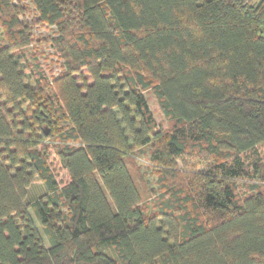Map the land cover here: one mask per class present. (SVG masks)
Returning <instances> with one entry per match:
<instances>
[{
  "label": "trees",
  "instance_id": "trees-1",
  "mask_svg": "<svg viewBox=\"0 0 264 264\" xmlns=\"http://www.w3.org/2000/svg\"><path fill=\"white\" fill-rule=\"evenodd\" d=\"M31 2L64 66L26 70L32 33L0 0V264H264V0ZM144 146L160 181L200 168L147 216L124 159Z\"/></svg>",
  "mask_w": 264,
  "mask_h": 264
},
{
  "label": "rangeland",
  "instance_id": "rangeland-1",
  "mask_svg": "<svg viewBox=\"0 0 264 264\" xmlns=\"http://www.w3.org/2000/svg\"><path fill=\"white\" fill-rule=\"evenodd\" d=\"M255 1L256 0H253V2ZM11 3L15 7L13 8L14 10L12 13L15 11L17 13L19 12L18 18L27 24V26H29L30 33H32V43L20 49H16L15 53L26 55L28 58L26 70L34 68L37 71L40 69L46 77L47 84L50 86V84H52L51 81H53V79L57 78L62 73V65L64 66L63 60L59 56L58 51L54 46V41L52 40V38L57 36V30L54 26H49L41 21H35L37 20V12L31 0H11ZM2 20H4V17L0 18V44H5L8 39L5 34V26L1 23ZM50 89L52 90V88ZM144 96L156 125L161 129L170 127L171 122H169L162 115L157 103V99L155 98L153 92L150 90L145 91ZM65 120L66 119L63 117L58 120L54 129L56 132L59 133L60 130L66 126L67 122ZM55 140L56 139L53 136V138L44 143V146L48 151V162L55 175V178L59 185H63L67 183L68 175L66 171L59 165L56 158L54 150L55 144H52V142ZM261 149L264 150V145L261 146ZM188 158L189 157H187V159ZM124 159L134 183L140 192V204L145 216L148 214L154 215L158 213L160 208L165 205L166 200L168 199V196L162 194L163 189L161 181L165 182L164 184H166L164 185V189L167 186H171L174 181L181 183L186 181L194 182L196 173L200 169L199 166H191L187 160H180L177 162L176 169L179 171L175 172V177L173 178L170 174H165L164 178L160 181V167L156 163L152 162L149 146L133 149V151L126 155ZM238 186V195L240 196V193L244 191L243 182H238ZM42 191V184L34 179L33 183L28 188L26 205H29L32 199L42 195ZM29 211L31 212L30 209Z\"/></svg>",
  "mask_w": 264,
  "mask_h": 264
}]
</instances>
